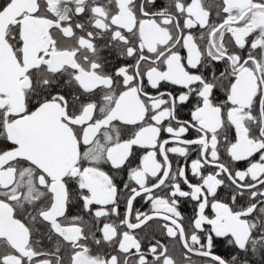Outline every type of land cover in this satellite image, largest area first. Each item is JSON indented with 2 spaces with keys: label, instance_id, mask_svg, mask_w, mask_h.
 <instances>
[{
  "label": "snow or ice",
  "instance_id": "1",
  "mask_svg": "<svg viewBox=\"0 0 264 264\" xmlns=\"http://www.w3.org/2000/svg\"><path fill=\"white\" fill-rule=\"evenodd\" d=\"M257 254L264 0H0V264Z\"/></svg>",
  "mask_w": 264,
  "mask_h": 264
},
{
  "label": "flooded vegetation",
  "instance_id": "2",
  "mask_svg": "<svg viewBox=\"0 0 264 264\" xmlns=\"http://www.w3.org/2000/svg\"><path fill=\"white\" fill-rule=\"evenodd\" d=\"M158 3L161 6H164L166 4V0H158ZM219 3V0H205L206 6L210 9L213 17L215 15V5ZM102 55L104 56L105 63L109 68L114 67L117 63H119V58L116 56V54L109 50V49H104L102 52ZM76 211V210H74ZM190 211V209H189ZM150 224L152 222H149ZM43 232V230H41ZM149 237L148 239H152V236L154 235L156 239H160L161 242L167 244L170 248V251L172 254L176 257L178 262H182L183 257L181 256L182 249L180 248L179 245L174 244L169 238L164 237L163 235L160 234L159 231L156 230V226L153 225L152 229H149ZM40 235V234H38ZM147 242V241H146ZM42 243L47 245L50 242L46 239V236L42 239ZM251 264H264V257H262L260 254H257L256 256H250L249 257Z\"/></svg>",
  "mask_w": 264,
  "mask_h": 264
}]
</instances>
